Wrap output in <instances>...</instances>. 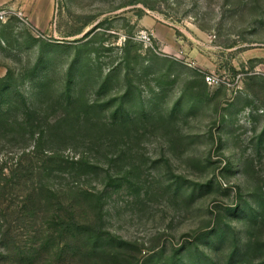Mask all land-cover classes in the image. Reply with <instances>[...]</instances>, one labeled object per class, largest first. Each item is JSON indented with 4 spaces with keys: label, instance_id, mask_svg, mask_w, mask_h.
Wrapping results in <instances>:
<instances>
[{
    "label": "rangeland",
    "instance_id": "obj_1",
    "mask_svg": "<svg viewBox=\"0 0 264 264\" xmlns=\"http://www.w3.org/2000/svg\"><path fill=\"white\" fill-rule=\"evenodd\" d=\"M54 1L0 20V264H264V0Z\"/></svg>",
    "mask_w": 264,
    "mask_h": 264
},
{
    "label": "crops",
    "instance_id": "obj_2",
    "mask_svg": "<svg viewBox=\"0 0 264 264\" xmlns=\"http://www.w3.org/2000/svg\"><path fill=\"white\" fill-rule=\"evenodd\" d=\"M54 0H0V8L21 10L37 29L48 27L53 17Z\"/></svg>",
    "mask_w": 264,
    "mask_h": 264
},
{
    "label": "built area",
    "instance_id": "obj_3",
    "mask_svg": "<svg viewBox=\"0 0 264 264\" xmlns=\"http://www.w3.org/2000/svg\"><path fill=\"white\" fill-rule=\"evenodd\" d=\"M10 12H11V11L8 10V9L0 8V20H5V19H7V18L9 17V15H10ZM19 15H21V13H19ZM206 81H207V83L210 84V85L219 82V80H217L216 78L210 77V76H208V77L206 78Z\"/></svg>",
    "mask_w": 264,
    "mask_h": 264
},
{
    "label": "trees",
    "instance_id": "obj_4",
    "mask_svg": "<svg viewBox=\"0 0 264 264\" xmlns=\"http://www.w3.org/2000/svg\"><path fill=\"white\" fill-rule=\"evenodd\" d=\"M78 164H80V163H78ZM71 227H70V225L68 226V229H70Z\"/></svg>",
    "mask_w": 264,
    "mask_h": 264
}]
</instances>
